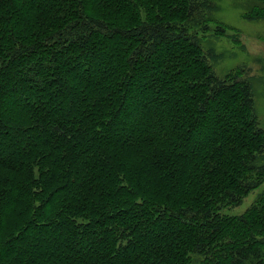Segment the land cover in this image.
<instances>
[{
	"label": "trees",
	"instance_id": "1",
	"mask_svg": "<svg viewBox=\"0 0 264 264\" xmlns=\"http://www.w3.org/2000/svg\"><path fill=\"white\" fill-rule=\"evenodd\" d=\"M185 1L0 0V264H264V197L219 214L264 132Z\"/></svg>",
	"mask_w": 264,
	"mask_h": 264
},
{
	"label": "rangeland",
	"instance_id": "2",
	"mask_svg": "<svg viewBox=\"0 0 264 264\" xmlns=\"http://www.w3.org/2000/svg\"><path fill=\"white\" fill-rule=\"evenodd\" d=\"M185 5L190 14L184 34L198 45L217 79L247 85L256 126L264 132V0H186ZM255 166H264V152ZM263 197L264 176H260L240 205L227 204L219 214L242 215ZM202 262V256L193 255L187 264Z\"/></svg>",
	"mask_w": 264,
	"mask_h": 264
}]
</instances>
